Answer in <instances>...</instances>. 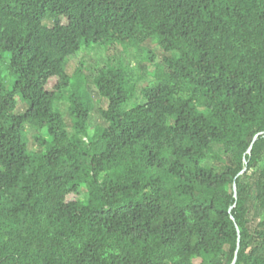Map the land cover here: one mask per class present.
Here are the masks:
<instances>
[{
	"label": "trees",
	"instance_id": "16d2710c",
	"mask_svg": "<svg viewBox=\"0 0 264 264\" xmlns=\"http://www.w3.org/2000/svg\"><path fill=\"white\" fill-rule=\"evenodd\" d=\"M84 45L152 69L89 83ZM234 257L264 264V0H0V264Z\"/></svg>",
	"mask_w": 264,
	"mask_h": 264
},
{
	"label": "rangeland",
	"instance_id": "374dc122",
	"mask_svg": "<svg viewBox=\"0 0 264 264\" xmlns=\"http://www.w3.org/2000/svg\"><path fill=\"white\" fill-rule=\"evenodd\" d=\"M144 44L147 45L155 53L157 61L163 60L164 53L158 48L156 44L150 42H146ZM92 47V45H84L79 52L69 56L66 60L65 70L69 74H73L76 68L82 67V71L87 76L90 83L92 80V75L95 74L98 66L102 65L107 60V58H109V60L113 61L115 64H118V61L122 59L126 61V63H128L131 67H137L141 64L147 66L148 70L152 69V66H150L147 61H144V52L140 48H136L135 46L129 47L127 51H124L121 46L116 45L114 48L109 49L108 52H104L103 50H95ZM5 75L8 78L7 72H5ZM92 95L97 101L95 106L96 108H98L100 103H98L96 93L93 91ZM17 101V103L19 104L18 108L22 109L23 105L20 102L22 100L18 97ZM59 106L61 107L62 111L66 113V109L68 107L67 100L60 102ZM99 122L100 119L98 113L94 110L90 121V130H93L95 124ZM28 139L29 146H31V134L28 135ZM81 194H84V191L82 189ZM198 261V259H195L194 264H197Z\"/></svg>",
	"mask_w": 264,
	"mask_h": 264
},
{
	"label": "water",
	"instance_id": "95a60500",
	"mask_svg": "<svg viewBox=\"0 0 264 264\" xmlns=\"http://www.w3.org/2000/svg\"><path fill=\"white\" fill-rule=\"evenodd\" d=\"M238 245H239V243H238ZM237 245V246H238ZM235 261H236V257H234V259H233V261H232V263L231 264H234L235 263Z\"/></svg>",
	"mask_w": 264,
	"mask_h": 264
}]
</instances>
